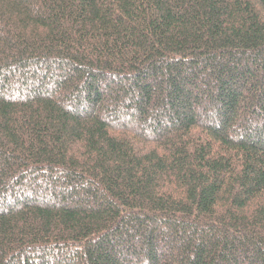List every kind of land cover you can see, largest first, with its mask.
<instances>
[{
  "label": "trees",
  "instance_id": "obj_1",
  "mask_svg": "<svg viewBox=\"0 0 264 264\" xmlns=\"http://www.w3.org/2000/svg\"><path fill=\"white\" fill-rule=\"evenodd\" d=\"M0 264H264V0H0Z\"/></svg>",
  "mask_w": 264,
  "mask_h": 264
}]
</instances>
